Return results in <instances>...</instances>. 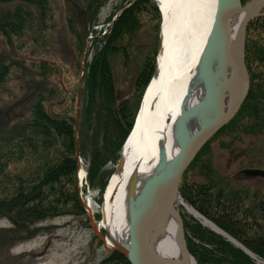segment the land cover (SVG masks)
Here are the masks:
<instances>
[{
    "label": "trees",
    "instance_id": "1",
    "mask_svg": "<svg viewBox=\"0 0 264 264\" xmlns=\"http://www.w3.org/2000/svg\"><path fill=\"white\" fill-rule=\"evenodd\" d=\"M15 1L18 4L13 9L0 12V34L8 38L29 26L32 13L22 4L36 7L43 17L48 8V0H0V4ZM84 1L83 6L80 5L82 15L76 14L77 5H73L74 15L78 16L68 17L71 33L78 40L77 49L81 48L84 38L93 48L99 46L100 41L104 44L83 69L78 118L77 112L67 114L68 109H48L46 104L50 97L40 93L30 104V115L15 124L9 133L0 135V218H8L11 224L7 231L10 244L37 234L36 224L42 220L85 213L76 182L77 156L88 157L89 186L99 189L101 194L104 192L114 171L105 166L108 162L117 163L143 91L153 74L155 57L148 53L136 77L135 102L131 105L130 99L117 96L113 62L118 58L125 62L130 57L132 42L141 30L142 14H152L154 32L158 34L161 13L155 1L130 0L114 19L109 32L93 39L88 38L90 31L96 32L92 25L86 27V23L95 19L102 0ZM247 1L241 0V3ZM43 63L40 64L42 70L45 69ZM245 64L249 90L242 105L197 152L182 174L178 188L183 201L264 264V198H250L247 188L231 187L225 177L216 179L208 157H202L205 147L216 135L231 131L259 135L264 130V15L247 25ZM8 73L9 66L0 61V83ZM76 97L78 105V94ZM20 162H25L27 167L22 169ZM194 166L201 177L189 180L188 173ZM194 173L196 170L193 176ZM181 216L187 247L198 264H257L223 235L201 225L191 215L181 213ZM93 264L131 262L121 253L112 252Z\"/></svg>",
    "mask_w": 264,
    "mask_h": 264
},
{
    "label": "rangeland",
    "instance_id": "2",
    "mask_svg": "<svg viewBox=\"0 0 264 264\" xmlns=\"http://www.w3.org/2000/svg\"><path fill=\"white\" fill-rule=\"evenodd\" d=\"M75 1L48 0L44 17L36 7L22 4L32 13L29 26L10 38L0 34V61L9 66V73L0 83V135L9 133L15 124L30 115V104L35 95L40 93L50 97L46 104L48 109H68L67 114L77 112L76 94L82 86L83 69L104 42L100 41V45L93 48L84 38L81 48L77 49L78 40L71 33L68 17L78 16L74 15L73 5H77L75 11L80 17L83 9L80 5L83 6L86 1ZM129 1L102 0L95 19L86 23V27L88 24V27L92 25V30L96 32L90 31L88 38L104 36L109 32L114 19ZM154 1L159 8L157 1ZM17 4L16 1L1 3L0 12L11 10ZM141 18V30L137 39L132 42L130 57L125 62L122 58L113 62L117 96L123 100L130 99L131 105L136 98V77L148 53L153 54L154 63L156 61L161 27L160 20L158 34L155 35L152 14L146 12ZM41 63L45 65L44 70ZM202 153V157H208L213 166V176L216 179L225 177L229 186L247 188L250 198H264V130L259 135H244L232 131L216 135ZM77 157L78 170L81 167L85 173L81 182L77 177L78 171L76 174L78 195L85 213L65 214L42 220L36 224L39 227L37 234L12 244L8 242L7 232L11 224L8 218H0V264H93L109 254L105 252L102 241L93 230V224L102 219L101 203L104 192L101 194L99 189L88 184V157ZM19 164L22 169L27 167L25 162ZM115 166L116 163L108 162L105 168L114 169ZM194 167L188 173L189 180L201 177L197 175L198 169ZM182 204L181 213L191 215L201 225L213 230L202 219L188 212L187 206L195 209L183 199ZM198 215L206 219L201 214ZM206 221L216 226L210 220ZM216 228L219 231L220 228ZM100 231L104 234L103 229ZM257 260L259 264H263L261 260Z\"/></svg>",
    "mask_w": 264,
    "mask_h": 264
},
{
    "label": "water",
    "instance_id": "3",
    "mask_svg": "<svg viewBox=\"0 0 264 264\" xmlns=\"http://www.w3.org/2000/svg\"><path fill=\"white\" fill-rule=\"evenodd\" d=\"M262 15L264 0H248L244 4L241 0H216L211 27L197 59L193 80L186 85L173 126V137L179 143V149L171 156L166 155L159 146L162 137H157L158 156L152 168L144 172L142 178L135 171L132 173L125 198V231L116 243L107 245L106 236L109 234L104 227V234L99 230L101 221L93 224L105 252H119L131 264H198L187 247L179 182L197 152L236 115L248 93L246 28L250 21ZM162 24L161 18L157 57L151 77L154 79L159 73ZM191 87L199 93L192 101ZM79 103L80 87L77 118ZM122 162L121 154L114 171L121 167ZM216 232L242 248L259 264L256 256L236 240L220 229Z\"/></svg>",
    "mask_w": 264,
    "mask_h": 264
},
{
    "label": "bare ground",
    "instance_id": "4",
    "mask_svg": "<svg viewBox=\"0 0 264 264\" xmlns=\"http://www.w3.org/2000/svg\"><path fill=\"white\" fill-rule=\"evenodd\" d=\"M156 1L163 19L159 73L156 79H150L143 91L133 126L121 151L122 165L112 172L104 190L102 220L98 228L102 230L104 227L107 230V245H113L124 235L128 181L134 171L142 178L144 172L152 168L158 156L155 145L157 137H162L159 146L166 155L171 156L179 149V143L173 137V126L186 85H190L193 80L194 68L216 7V0ZM190 93L194 94L191 101L199 94L192 87ZM83 172L80 167L77 174L79 180L83 179ZM186 208L189 213L202 219L204 224L218 230L191 207ZM169 239L172 241L171 237Z\"/></svg>",
    "mask_w": 264,
    "mask_h": 264
},
{
    "label": "built area",
    "instance_id": "5",
    "mask_svg": "<svg viewBox=\"0 0 264 264\" xmlns=\"http://www.w3.org/2000/svg\"><path fill=\"white\" fill-rule=\"evenodd\" d=\"M83 174L85 175V173L83 172ZM82 181V179L80 180V182ZM81 184V183H80Z\"/></svg>",
    "mask_w": 264,
    "mask_h": 264
}]
</instances>
